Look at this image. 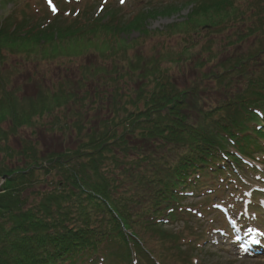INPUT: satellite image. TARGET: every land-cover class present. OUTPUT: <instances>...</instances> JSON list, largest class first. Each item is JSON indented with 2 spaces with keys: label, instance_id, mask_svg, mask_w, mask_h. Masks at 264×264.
I'll return each mask as SVG.
<instances>
[{
  "label": "trees",
  "instance_id": "1",
  "mask_svg": "<svg viewBox=\"0 0 264 264\" xmlns=\"http://www.w3.org/2000/svg\"><path fill=\"white\" fill-rule=\"evenodd\" d=\"M186 1L194 6L183 30L195 21L215 24L217 17L228 16L225 0ZM172 7L178 9L176 5L164 9ZM151 9L123 29L144 30V16L161 7ZM54 18L43 23L47 16L41 21L8 16L0 23V43L15 50L17 44L37 43L42 37L54 40L86 30L122 29L114 20L99 23L86 15L67 23ZM243 37L237 36L239 41ZM259 41L224 69L245 75L246 65L264 50V37ZM180 57L184 58L176 53L173 61ZM127 58L126 70L87 68L74 79L66 78V83L58 82L55 106L49 100L35 101L40 92H48L41 85L35 96L27 97L32 115L53 117L61 135L75 131L76 145L73 150L64 147L59 153H45L51 164L62 167V177L53 176L50 182L55 186L31 202L25 193L32 189L29 174L43 157L35 143H24L17 152L28 160L24 167L0 168V177L7 175L0 186V264H132L134 258L145 264L149 255L161 258L164 250L180 251L185 231H170L164 222L184 212L180 206L184 191L211 185L209 174L233 171L229 162L237 166L241 155L264 151V145L252 146L259 119L254 110H264V74L245 76L220 103L203 107L190 101L189 90L172 85L166 70L158 69L157 59ZM113 66L118 68L117 63ZM138 74L152 81L154 89L120 94L121 82ZM157 74L164 76L160 83ZM110 79L114 90H105L101 85ZM22 116L13 120L14 126L22 124ZM106 165L111 173L103 172Z\"/></svg>",
  "mask_w": 264,
  "mask_h": 264
},
{
  "label": "rangeland",
  "instance_id": "2",
  "mask_svg": "<svg viewBox=\"0 0 264 264\" xmlns=\"http://www.w3.org/2000/svg\"><path fill=\"white\" fill-rule=\"evenodd\" d=\"M47 3L48 0H0V15L8 14L12 10L20 15L19 10L25 8L24 12L30 20L33 17H41L43 14L49 16V11H52ZM169 5H176L178 9L173 7L164 9ZM193 6L194 2L186 0H124L123 3L121 0H58L60 8V14H58L62 16L58 23H67L63 11L65 14H70L72 11L75 13L80 10L78 15H81L78 17L97 15L96 22L114 20L117 27L122 29L141 11L160 7L161 9L144 16L142 25L148 31L146 33L144 30L141 33V28L133 27L130 32L127 29L121 30V34L107 33L98 29L99 33L104 32L102 37L91 30L62 39L48 40L42 37L37 43L29 41L17 44L15 52L11 51L15 54H10L4 47L6 44L1 42L0 52L2 51L4 58L2 63L0 62V72H9V70L13 73L19 72L14 75L10 73L9 88L24 85L27 77L32 79V83H38L35 75L31 78L29 74L31 72L39 73L40 76L47 72V81L56 79L58 76L63 78L61 80L63 83H66L65 78L68 74L78 75L81 67L88 64L110 73L113 70H126L127 56L134 58L139 56L144 61L155 58L158 65L162 67H159V70L167 69V78L174 87L178 90H189L188 98L192 103L196 102L203 107L208 102L211 105L220 103L228 94L225 93L227 90L241 86L245 76H251L253 73L264 74V50L246 65L245 75L236 70L229 71L228 67L224 69L227 64H232L236 55L254 50L260 43L259 38L264 37V0H225L223 6L227 7V17H217L215 24H202L201 21H195L183 30L184 20ZM108 9H110L109 12H104ZM72 15L71 13L68 17H74ZM242 35L244 39L239 41L237 36ZM176 52L184 58L180 57L179 61H172ZM100 53L113 55V58H116L114 60L120 62L117 63L118 68L112 65L111 59H105L103 55H99ZM103 59L104 65L102 62L97 65ZM149 64L151 67L152 63ZM220 74L222 76H219ZM155 77L159 78V83L164 80L161 74ZM2 79L1 75L0 82ZM126 79L124 80L126 86L123 85L120 94L128 92L130 95L137 93L138 90L154 89V83L143 78L141 74L131 81ZM111 82L112 79L107 80L101 87L105 90H114ZM226 82L230 84L225 85ZM190 90L195 91L192 93ZM195 92L196 95H194ZM17 95L21 96L23 93L19 92ZM9 99L14 101V95H11ZM49 99L48 95L40 92L35 101L42 102ZM49 102L52 104L53 99ZM27 115L29 116L30 113L28 112ZM27 119L23 115L22 125L14 131L11 130L10 118L7 117L0 122V126L5 130L0 134V168L24 167L25 159L17 153L22 150L24 143H35L37 151L43 156L38 161L42 168L51 165L47 164L46 161L49 159L45 153H57L61 148L74 146V139L62 138L60 134L51 133L58 128L53 117H46L35 126H29L26 123ZM261 122L259 124L264 132V119ZM259 136H256L257 142L252 143L253 147L256 144L264 145V136L261 134ZM245 157L244 160L248 165L240 167L238 171L239 178L244 179L243 185L246 188L237 187L235 192L240 191L239 193L242 194L231 193L230 195L233 185L218 186L216 185V182H219L218 177L215 178L214 175L209 174V177H214L208 180L211 185L199 187L195 193L188 194L180 203L183 210L184 208L189 210L185 211V209L175 220L171 219L164 224L165 228L173 232L184 230L186 227L184 223L191 226V234L189 232L184 241L188 246L189 243L192 245L188 250L185 249L187 251L178 250L177 256L165 253L168 264H264V256L261 255L264 254V152L253 149L251 154ZM257 158L261 161L257 162ZM52 168L56 169L55 164ZM103 172L111 173V167L104 166ZM42 175L41 172L36 171L34 176L29 174L31 183L28 185L32 189L25 192L30 194L29 202L37 197L36 192L50 189L55 184V182H40L41 179L50 178ZM235 182L239 181L235 180ZM212 185L216 189L214 193L212 191L214 189L208 187ZM207 192L208 197L202 195ZM252 194L255 199H251ZM233 221H236L235 228H233ZM239 232L258 237L261 246L246 250L236 247L235 233ZM182 242L183 240L180 243ZM157 247L162 248L159 245ZM249 251L253 254H247Z\"/></svg>",
  "mask_w": 264,
  "mask_h": 264
},
{
  "label": "snow or ice",
  "instance_id": "3",
  "mask_svg": "<svg viewBox=\"0 0 264 264\" xmlns=\"http://www.w3.org/2000/svg\"><path fill=\"white\" fill-rule=\"evenodd\" d=\"M124 2V0H121V3H123ZM48 3L51 5V3H52V0H48ZM53 11H56V9H55V7L53 6ZM254 231V230H253Z\"/></svg>",
  "mask_w": 264,
  "mask_h": 264
}]
</instances>
